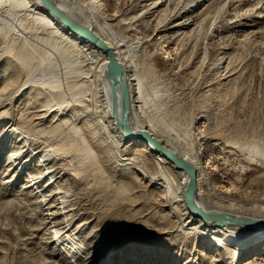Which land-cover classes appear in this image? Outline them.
Here are the masks:
<instances>
[{
	"label": "bare ground",
	"instance_id": "6f19581e",
	"mask_svg": "<svg viewBox=\"0 0 264 264\" xmlns=\"http://www.w3.org/2000/svg\"><path fill=\"white\" fill-rule=\"evenodd\" d=\"M51 1L103 42L122 67L132 132L146 131L195 168L198 208L264 223V197L246 199L230 186L235 181L252 190L264 178L263 131L237 123L230 128L226 121L227 129L225 118L223 126L212 118L221 112L210 109L215 104L204 105L240 83L245 69L220 41L225 36L213 35V48L197 42L195 31L214 28L224 0ZM244 27L246 21L227 29L239 38ZM73 50L80 63L69 60ZM139 59L159 62L162 72L147 79ZM109 60L40 0H0V196L19 203L12 187L22 180L20 196L28 203L21 210L43 217L39 231L52 227L51 254L62 259L63 251L69 264H105L95 247L108 216L114 229L134 227L126 238L146 236L143 243L112 240L114 259L138 251L147 264H238L254 254L241 264H264V230L195 216L185 200L187 173L150 143L122 134ZM94 201L105 220L90 226ZM86 247H94L88 256Z\"/></svg>",
	"mask_w": 264,
	"mask_h": 264
},
{
	"label": "rangeland",
	"instance_id": "374dc122",
	"mask_svg": "<svg viewBox=\"0 0 264 264\" xmlns=\"http://www.w3.org/2000/svg\"><path fill=\"white\" fill-rule=\"evenodd\" d=\"M201 6L202 4L199 5V7ZM232 18H234V22H231L233 21L231 20ZM244 21L247 22L248 27H244L243 35L239 38L232 34L230 35V29H227V27H231V24H237L238 22ZM213 27L214 28L211 29H209V27H203L195 31V33L197 34L196 38L198 45L200 47L202 46V48L204 45L207 48H213L217 45V40L214 39L213 35L225 36V38H222L220 41L224 42V44L226 45H230L229 47L233 51L232 56L235 55V62H237L239 65H242V68H244L245 66V69L243 70V78L241 77L238 80L240 83L237 82L236 84L232 85L228 92H225L223 90L220 91L219 94L216 95V97L214 96L211 99V101L213 100L212 102L210 100L208 101L209 98H206L207 100L204 99V105L208 107V104L209 106H211L214 103L215 105L211 106L210 109L212 108V111L214 113H217L218 110L221 111L220 113L218 112L219 114L217 115L213 114L212 118L217 119H214L215 122L219 121L220 123L221 121V123H223L222 119L225 118L224 123L226 121L229 124L231 123L229 126L230 128L233 127L236 123L241 125L246 124L249 128L255 126L254 128H256L257 130L259 129L260 131H263L262 138L264 142V0H224L220 5L217 20H215ZM220 37L218 39H220ZM192 41L194 42V38ZM79 57V53L76 52V50H73L72 52L70 51V61L76 60L78 61V63H80L78 60ZM81 59L84 60V58ZM139 61L142 62V64L140 65L141 73L147 79H150L154 75H159L162 72L161 68L156 67L159 66V62H157V64H155L154 66L148 62L146 63L141 59H139ZM241 80L244 82L242 83ZM234 87L236 88L234 89ZM200 97H203V93H201ZM218 97L220 100H218ZM223 97L225 98V100L228 98V100L232 98L234 99H232L230 102L232 105L234 104L233 108L230 107L231 104L229 103V101L227 100V103V101H225ZM221 101L223 103H221ZM219 103L221 105H219ZM214 107L217 111L214 109ZM219 108H221V110ZM229 108L231 109L228 111ZM191 118L192 117L190 115L187 118L189 124L192 122L190 121ZM228 118L235 121V123L229 122V120H227ZM242 119L244 123L241 122ZM246 119H249V121H247ZM238 120H241L240 123H238ZM245 120L247 122H245ZM227 122L225 126H223L224 123L223 125L220 123V125L228 129L229 124ZM207 158L208 157L204 159ZM243 169L246 171V173L245 171H243ZM243 169H241V167L238 169L240 175L241 171H243L242 174L245 173V176L241 175L240 178H246V167H244ZM262 181L264 182V178L259 180L258 183L256 182V185H253L252 190L249 184L243 185L235 181H232L230 183V186L231 188L239 189L243 193V195L246 196V199L264 197V183L262 184ZM21 183L22 180H19L18 183L14 187H12L16 194H19L21 200L19 203L9 202L13 199L12 195H9L7 197L0 196V264H69L63 251L61 252V255H64L62 259L51 254L55 253L54 249H52V247L54 248L55 245L52 244L50 247L47 241H49L52 237L51 232H49V229H52V227L47 226L44 228V230L40 229L39 231V227L43 225V217H29L27 214L25 215V213H23V211L21 210L22 205L25 206L28 203L25 197L20 196L22 185ZM1 187L2 186H0V191L2 190ZM94 203L89 205V209L91 211L89 210V213L87 214V216H89L90 218L91 216L92 218H94V222L90 226L99 223L100 221H102V219L105 220L102 216L103 213L101 214L99 212L101 206L98 205L96 201H94ZM91 205H93L94 207ZM107 218L106 222L109 226L104 229V234L101 242L97 245V247H95L97 249L96 258H103L105 264H107V262H109L110 260L112 262L114 261L113 264H147V258H145L142 253L138 251H133V253H130V251H124L121 255L115 257V259L110 256V252L113 246L112 240L123 238L124 243L131 239L133 243H135V241L136 243H143V240H141V238L146 236L137 235L129 236L128 238H126V236H128V233L132 229H134V227L128 226L123 230L114 229L115 225L112 226V216H108ZM123 223L127 224L128 222L126 221ZM44 234H47V236H44ZM49 234L51 236H49ZM93 249L94 247H86L85 255L88 256V253ZM190 249H192V247ZM252 258H254V254L246 257L238 264L246 262ZM183 263V261L180 262V264Z\"/></svg>",
	"mask_w": 264,
	"mask_h": 264
},
{
	"label": "water",
	"instance_id": "95a60500",
	"mask_svg": "<svg viewBox=\"0 0 264 264\" xmlns=\"http://www.w3.org/2000/svg\"><path fill=\"white\" fill-rule=\"evenodd\" d=\"M42 4L56 17L58 18L64 25H66L70 30H72L75 34L80 35L81 37L92 41L95 45L99 46L102 50H104L109 55V63L108 67L113 70L115 76V84H116V97L118 101V105L120 108V126L122 134L129 140H142L144 142L150 143L158 152L164 154V156L174 163L180 170H183L188 175V185L185 192V200L186 203L191 210V212L197 216L202 218L204 221H216L219 225L224 226L227 224L232 225H242L245 227H251L256 229L264 230V223L252 221L248 219H234L229 218L223 215H211L204 213L201 211L195 201V193H196V170L193 166L189 165L169 150L164 148L162 143L154 138H152L146 131L141 130L137 132H132L131 125L129 122L130 115V97L127 83L124 79L123 69L120 64L113 57L110 49L101 42L91 31L81 27L72 21L69 17L63 14L58 7H56L51 0H40Z\"/></svg>",
	"mask_w": 264,
	"mask_h": 264
}]
</instances>
